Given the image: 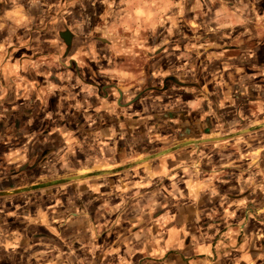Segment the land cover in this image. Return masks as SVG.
Instances as JSON below:
<instances>
[{
    "label": "crops",
    "instance_id": "1",
    "mask_svg": "<svg viewBox=\"0 0 264 264\" xmlns=\"http://www.w3.org/2000/svg\"><path fill=\"white\" fill-rule=\"evenodd\" d=\"M127 2L0 4V264H264V0L148 66Z\"/></svg>",
    "mask_w": 264,
    "mask_h": 264
},
{
    "label": "rangeland",
    "instance_id": "2",
    "mask_svg": "<svg viewBox=\"0 0 264 264\" xmlns=\"http://www.w3.org/2000/svg\"><path fill=\"white\" fill-rule=\"evenodd\" d=\"M188 2L190 3L189 5L186 4L185 0H140L139 2L138 0H128L127 4H123V15L127 16V18L129 17L128 22L134 25L135 29L144 27V31L142 30L140 35H131L130 40L131 43L140 45L143 43L145 44L146 51L141 54H143L147 66L150 64L149 61L153 59H158L159 61L160 59L163 61L177 59L180 65V60H185L189 55V51L186 52L185 50L188 40H185L186 36L180 35L181 32L183 33V30L186 27L198 28L202 24H207L208 28H213L219 24V19L225 17V11L229 8V5L227 6V4L226 6L225 4L223 6L221 0H188ZM1 3L2 0H0V4ZM79 5L80 4L75 3L74 5H71V8ZM113 6L116 8V5ZM126 7L128 9H125ZM76 9L78 10L79 8ZM105 9H107V7L103 4L98 7L96 5L91 6V4H84L83 11L87 15H90L91 12L95 15L96 12H105ZM120 10H122L121 7ZM125 10H129L130 13H125ZM110 11L111 10H107V13ZM88 21L90 24V19H87V22ZM157 26L164 28L165 31H163L162 34H156L155 36L154 33L158 32L156 31ZM216 27H218V25ZM135 31L136 30H134V32ZM192 38L199 42L202 35H195L192 36ZM177 39L182 40V42L178 43ZM161 49L165 50L160 52ZM156 66L158 65L156 64ZM156 66L152 67V69H156ZM179 69L182 70L178 71ZM178 70L177 68H170V70L163 72V76L161 77L169 76L171 71L173 76H178L180 79L182 77L183 80L188 78L185 73L189 70L188 67L183 66L178 68Z\"/></svg>",
    "mask_w": 264,
    "mask_h": 264
}]
</instances>
